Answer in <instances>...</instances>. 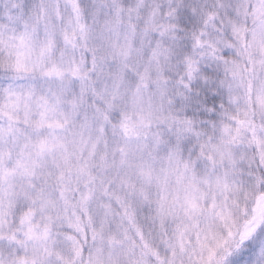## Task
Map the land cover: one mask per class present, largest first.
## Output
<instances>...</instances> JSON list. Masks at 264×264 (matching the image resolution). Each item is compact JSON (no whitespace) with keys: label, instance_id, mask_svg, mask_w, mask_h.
<instances>
[{"label":"snow or ice","instance_id":"1","mask_svg":"<svg viewBox=\"0 0 264 264\" xmlns=\"http://www.w3.org/2000/svg\"><path fill=\"white\" fill-rule=\"evenodd\" d=\"M0 264H264V0H0Z\"/></svg>","mask_w":264,"mask_h":264}]
</instances>
